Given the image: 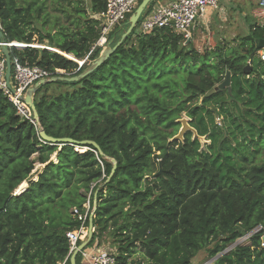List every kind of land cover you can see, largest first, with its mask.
I'll return each mask as SVG.
<instances>
[{
  "label": "trees",
  "instance_id": "obj_1",
  "mask_svg": "<svg viewBox=\"0 0 264 264\" xmlns=\"http://www.w3.org/2000/svg\"><path fill=\"white\" fill-rule=\"evenodd\" d=\"M37 1L0 0L4 43L25 46L8 48L11 68L17 61L50 78L79 75L106 49L91 51L100 24L90 18L105 10V1L90 0L88 10L75 7L72 31L62 27L54 35L35 27L43 7ZM130 16L106 44L120 40ZM260 44L264 26L255 22L246 36L202 53L171 28L140 34L137 24L88 76L51 82L34 93L38 127L19 116L0 91V264L63 261L65 234L79 226L71 210L83 211L90 190L95 231L87 247L110 235L117 264H192L200 252L215 258L210 264H264L259 235L223 253L257 226L264 232ZM227 73L229 91L216 89ZM182 113L209 144L189 132L183 141H169ZM40 129L51 138L93 141L101 154L92 147L81 153L76 146L50 145L40 139ZM111 160L116 168L109 177ZM35 164L42 170L32 181ZM24 182L27 188L14 195ZM136 245L142 260L130 262ZM75 262L80 264L78 255Z\"/></svg>",
  "mask_w": 264,
  "mask_h": 264
},
{
  "label": "built area",
  "instance_id": "obj_2",
  "mask_svg": "<svg viewBox=\"0 0 264 264\" xmlns=\"http://www.w3.org/2000/svg\"><path fill=\"white\" fill-rule=\"evenodd\" d=\"M105 10L93 16L100 24V35L96 43L91 48H103L106 45L108 35L112 30L120 26L125 19L132 15L140 0H104ZM234 2L237 0H173L164 5H156L152 11L144 15L138 22V32L147 34L157 29L171 28L173 31L189 41L191 31L197 22L204 21L208 10L223 12L221 2ZM256 2L258 9L264 16V0H252ZM224 13V12H223ZM264 26V24H259ZM1 30V29H0ZM11 47V44L1 43L0 46ZM261 61H264V48L259 52ZM6 65L5 59L0 54V91L6 97L8 102L15 108L17 114L28 120L33 126L38 124L32 118L29 108L24 104V96L29 88L34 84L49 80L52 76L49 72L38 68L37 66H23L14 61L11 68L9 81L5 78ZM57 72V71H56ZM40 131V130H39ZM38 131V133H39ZM104 178V176H102ZM95 184L91 185V189ZM89 191L86 202L82 205V212L73 208L71 213L76 217L79 226L76 230L69 231L65 234L68 241V254L65 259L55 264H66L72 253L77 249L78 244L87 236L86 220L93 217L95 205H90ZM93 231L95 228L93 227ZM259 235L260 247L264 248V232L262 226H257L243 237L236 240L226 251H230L236 246L248 245L253 236ZM80 264H117L115 254L109 247L100 246L97 241L92 246H86L78 252Z\"/></svg>",
  "mask_w": 264,
  "mask_h": 264
},
{
  "label": "rangeland",
  "instance_id": "obj_3",
  "mask_svg": "<svg viewBox=\"0 0 264 264\" xmlns=\"http://www.w3.org/2000/svg\"><path fill=\"white\" fill-rule=\"evenodd\" d=\"M169 0H160L156 5H164L167 4ZM19 4H28L31 0H17ZM39 4L42 3V11L41 14L38 15L35 22V27L38 28L41 34H58L60 28H66V31H72L73 26L71 22L74 19H77L78 16L76 15L74 9L78 7L79 9L83 8L88 10L90 7V0H38ZM225 2H221L224 4ZM255 2H250L247 0H237L234 6L230 8V6L226 7L225 12L221 15L217 11L214 12L215 19L217 20H210L209 23L204 22V25L199 22L194 27V30L191 31V39L193 42L194 47L199 53H202L206 49H212L215 45H219L224 42H231L237 37H243L247 35L248 32V24L250 23H257L258 24V16H256V12L258 11V7H256ZM93 15H90L92 18ZM37 39L36 36H34ZM17 50H21L25 48L23 45L12 43ZM10 45V46H11ZM107 46V44L105 45ZM235 46V45H233ZM33 47H43L39 46L38 44H34ZM84 62V61H83ZM83 62H76L78 67L83 65ZM61 72V71H59ZM180 118H187L186 113L180 114ZM222 121L220 117L215 116V125L217 128H220ZM179 128V127H178ZM177 128V130H178ZM204 142L209 144V141H205L206 137H204ZM81 153L83 152L82 149H77ZM158 154V153H156ZM54 160V156L52 157ZM159 161V160H158ZM157 161V162H158ZM42 170V166L35 164V168L31 173V180L35 181ZM24 186L18 187L14 191V195H18L22 193L28 186L27 182L22 184ZM85 238L82 240L84 241ZM93 243L90 245L92 246ZM103 247H108L113 245V238L110 235H106L102 242L99 244ZM112 248V247H111ZM114 248V247H113ZM114 250V249H112ZM135 254L129 260L131 261H138L142 260V250L141 248L136 245ZM229 251H224L223 253L226 254ZM211 259L208 258V255L205 252H200L193 260L192 264H210Z\"/></svg>",
  "mask_w": 264,
  "mask_h": 264
},
{
  "label": "water",
  "instance_id": "obj_4",
  "mask_svg": "<svg viewBox=\"0 0 264 264\" xmlns=\"http://www.w3.org/2000/svg\"><path fill=\"white\" fill-rule=\"evenodd\" d=\"M154 0H142L140 2V4H138V6L136 7V9L134 10V12L132 13V15L130 16L129 20H128V28L127 30L122 34V36L120 37V40L113 46L112 45V41H110L107 46L106 49L103 51L102 55L94 62L92 63L85 71H83L82 73H80L79 75L73 76V77H53L50 78L49 80H45V81H40L36 84H34V86L32 88H29L24 96V104L29 108L31 114H32V118L33 120H35L38 123V115L36 113L35 107L33 105V100L32 97L34 95V93H36V91L43 85L51 83V82H56V81H62V82H77L83 78H85L86 76H88L90 73H92L94 70H96L98 67H100L110 56L111 54L121 45V43L123 42V40L132 33V31L135 29V27L137 26L142 14L144 13L145 9L147 8L148 5H150ZM3 35L1 34V30H0V42L4 43L3 41ZM257 48L259 50L264 48V44H260L257 46ZM0 54L4 57L5 59V65H6V72H5V78L7 81H9L10 79V75H11V64H10V58H9V52H8V48L5 47L4 45L0 46ZM230 75L229 73L226 74L225 79L223 80V82L216 88V89H223L225 87L228 88L229 91V82H230ZM179 124V129L177 134L170 139L169 141H183V136L189 132L191 133L193 136V139H198L200 141L201 144L202 141L204 142V138L203 137H199L197 135V132L189 126L188 122L189 120H187L186 118H180L179 120L176 121ZM39 137L43 142H46L50 145L53 146H64V145H68V146H76L80 149H82L83 151H85L86 147H92L95 151H97L98 153L101 154L100 149L98 147V145L93 142V141H81V142H75L69 138H51L49 136H47L41 129L39 131ZM55 159V158H54ZM112 164V169H111V173L110 176H112V174L115 171L116 168V163L114 160L110 161ZM109 179V178H108ZM94 231H93V217H90L88 220V228H87V236L85 238L84 241L80 242L79 246L77 247V249L72 253V255L69 258V264H76V257L78 255V252L81 251L84 247L87 246V244L91 241L92 235H93ZM215 259V258H214ZM212 259L210 261V263L214 260Z\"/></svg>",
  "mask_w": 264,
  "mask_h": 264
},
{
  "label": "crops",
  "instance_id": "obj_5",
  "mask_svg": "<svg viewBox=\"0 0 264 264\" xmlns=\"http://www.w3.org/2000/svg\"><path fill=\"white\" fill-rule=\"evenodd\" d=\"M168 2H170V1H168ZM236 1H234V2H225L224 4H221V6H222V8H223V12H225V10H226V7L227 6H229L228 5V3H235ZM234 6V5H233ZM230 8H232V6L230 7ZM214 12L215 11H211V10H208V12H207V15H206V18H205V20L204 21H198L197 22V24L199 23V22H201V24H203L204 25V22H206V23H209L210 22V20H217V19H215V16L213 15L214 14ZM223 12L222 13H219V14H223ZM256 16H258L257 18H259L258 19V24H264V16L261 14V12H260V10L258 9V11L256 12ZM196 27V26H195ZM194 30V29H193ZM24 184V183H23Z\"/></svg>",
  "mask_w": 264,
  "mask_h": 264
},
{
  "label": "bare ground",
  "instance_id": "obj_6",
  "mask_svg": "<svg viewBox=\"0 0 264 264\" xmlns=\"http://www.w3.org/2000/svg\"><path fill=\"white\" fill-rule=\"evenodd\" d=\"M22 186H24V185H21L20 187H22ZM20 187H19V188H20Z\"/></svg>",
  "mask_w": 264,
  "mask_h": 264
}]
</instances>
